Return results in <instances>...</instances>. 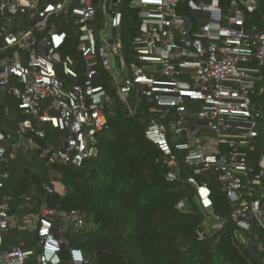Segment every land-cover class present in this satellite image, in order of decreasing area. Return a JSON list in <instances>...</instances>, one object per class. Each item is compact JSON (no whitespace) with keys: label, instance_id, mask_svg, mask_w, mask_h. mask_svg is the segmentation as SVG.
<instances>
[{"label":"built area","instance_id":"built-area-1","mask_svg":"<svg viewBox=\"0 0 264 264\" xmlns=\"http://www.w3.org/2000/svg\"><path fill=\"white\" fill-rule=\"evenodd\" d=\"M122 1L0 0V95H10L23 115L11 131L0 129V162L33 146L34 137L43 139L48 124L60 132L62 147L43 152L50 160L81 166L97 155L94 143L106 114L118 99L133 95L136 106L144 100L166 119H152L144 135L169 176L180 178L181 165L191 169L186 182L194 199L219 224L210 188L196 177L214 171L231 207L235 235L247 243L251 220L264 229V153L255 155L263 114L252 100L264 91V24L247 21L257 0H231L226 8L220 0H128L139 25L127 47L120 31ZM70 18L80 69L72 56L59 53L67 33L57 25ZM112 57L121 72L114 71ZM7 177L0 173V187ZM185 204L181 200L176 207ZM12 216L9 200L0 197V264H59L63 246L72 264H88L54 228L57 219L67 220L74 231L83 227L86 215L80 211L41 204L33 248L22 242L3 247ZM21 222L28 224L30 215H22ZM206 234L196 231L200 239Z\"/></svg>","mask_w":264,"mask_h":264},{"label":"trees","instance_id":"trees-1","mask_svg":"<svg viewBox=\"0 0 264 264\" xmlns=\"http://www.w3.org/2000/svg\"><path fill=\"white\" fill-rule=\"evenodd\" d=\"M230 2L220 0L224 8ZM257 3L247 14V21L263 25L264 0ZM119 9L120 31L127 47L138 33L139 18L128 0H123ZM97 10L100 17L101 6ZM57 26L67 33L60 55L72 56L76 69H80L77 30L72 18L68 22L60 20ZM133 100V95L117 100L106 114V126L96 135L97 155L79 167L50 160V153L43 152L49 146L62 147L58 140L60 132L48 124L43 126V139L34 137L33 146L17 150L13 157L7 154L0 162V173H8L0 187V197L9 200L13 216L3 235V247L12 248L19 242L23 248L35 246L37 211L45 203L59 212L74 209L86 215L83 227L76 231L69 227L61 234L68 240L69 248L82 251L88 264H264V229L253 219L244 234L248 242L236 237L229 201L212 170L196 177L209 186L213 214L221 227L207 230L201 239L197 237V230H206V222L186 182L193 171L181 165L180 178L169 176L170 170L160 152L144 135L152 119H166L146 101L136 106ZM252 100L263 114L257 125L258 155L264 153V91ZM4 107L8 110L4 111ZM22 118L14 99L2 93L0 129L11 131ZM44 185L51 186L53 192L48 193ZM181 200H186V204L178 209L176 205ZM24 214L30 215L28 224L21 222ZM59 221L54 223L56 233ZM217 231L219 236L215 235ZM59 264H72L66 246L61 248Z\"/></svg>","mask_w":264,"mask_h":264},{"label":"rangeland","instance_id":"rangeland-1","mask_svg":"<svg viewBox=\"0 0 264 264\" xmlns=\"http://www.w3.org/2000/svg\"><path fill=\"white\" fill-rule=\"evenodd\" d=\"M111 64L114 67V71L116 73L121 72V69L117 66V62H116L114 57L111 58ZM204 220L206 222L205 229L208 231H210L211 229H213L215 231V229H217L219 227V224L216 223V221L208 215H205ZM69 227H70V223L65 219H61L58 223V229L61 231H64V230L68 229ZM240 238H242L241 235H240Z\"/></svg>","mask_w":264,"mask_h":264}]
</instances>
